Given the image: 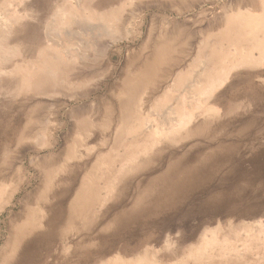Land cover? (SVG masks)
<instances>
[{
    "label": "rangeland",
    "instance_id": "1",
    "mask_svg": "<svg viewBox=\"0 0 264 264\" xmlns=\"http://www.w3.org/2000/svg\"><path fill=\"white\" fill-rule=\"evenodd\" d=\"M0 264H264V0H0Z\"/></svg>",
    "mask_w": 264,
    "mask_h": 264
}]
</instances>
